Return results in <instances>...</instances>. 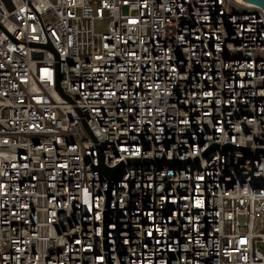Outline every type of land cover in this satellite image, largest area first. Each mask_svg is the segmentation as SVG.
Instances as JSON below:
<instances>
[{
	"label": "built area",
	"instance_id": "2783aa9c",
	"mask_svg": "<svg viewBox=\"0 0 264 264\" xmlns=\"http://www.w3.org/2000/svg\"><path fill=\"white\" fill-rule=\"evenodd\" d=\"M0 264H264V12L0 0Z\"/></svg>",
	"mask_w": 264,
	"mask_h": 264
},
{
	"label": "water",
	"instance_id": "95a60500",
	"mask_svg": "<svg viewBox=\"0 0 264 264\" xmlns=\"http://www.w3.org/2000/svg\"><path fill=\"white\" fill-rule=\"evenodd\" d=\"M245 3L253 5L259 9H261L264 12V0H243ZM56 87L57 89L59 88V84L58 81L56 83ZM103 173H105L106 175H108L109 173L112 172V170H108L104 167H102Z\"/></svg>",
	"mask_w": 264,
	"mask_h": 264
},
{
	"label": "rangeland",
	"instance_id": "374dc122",
	"mask_svg": "<svg viewBox=\"0 0 264 264\" xmlns=\"http://www.w3.org/2000/svg\"><path fill=\"white\" fill-rule=\"evenodd\" d=\"M107 23L105 21H94L93 28L95 33H104L106 31Z\"/></svg>",
	"mask_w": 264,
	"mask_h": 264
}]
</instances>
